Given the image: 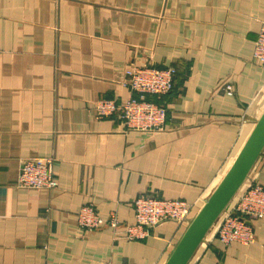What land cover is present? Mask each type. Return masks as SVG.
I'll return each mask as SVG.
<instances>
[{
    "label": "crops",
    "instance_id": "crops-1",
    "mask_svg": "<svg viewBox=\"0 0 264 264\" xmlns=\"http://www.w3.org/2000/svg\"><path fill=\"white\" fill-rule=\"evenodd\" d=\"M263 21L264 0H0V264H166L254 126ZM142 64L176 68L150 96L168 107L162 129L99 118L98 100L136 95L127 70ZM37 157L54 159L57 188L16 185ZM252 179L264 186V149L242 186ZM141 195L184 199L194 216L128 239ZM89 203L121 225L81 228ZM250 221L252 243L211 228L187 264H264V218Z\"/></svg>",
    "mask_w": 264,
    "mask_h": 264
},
{
    "label": "built area",
    "instance_id": "built-area-1",
    "mask_svg": "<svg viewBox=\"0 0 264 264\" xmlns=\"http://www.w3.org/2000/svg\"><path fill=\"white\" fill-rule=\"evenodd\" d=\"M254 58L264 65V21L255 41ZM175 73L174 66H133L127 70V76L128 84L136 95L129 97L122 104H118L114 99L98 100L95 104L97 116L109 117L119 112L127 129L161 130L166 121L168 107L165 103L149 97L160 98L168 94L174 86ZM226 89L229 94L234 93L232 84L228 83ZM54 163L52 157L24 159L16 185L29 189L57 188L59 182ZM134 207L135 219L133 223L125 226L126 237L131 240L144 238L147 235V227L161 221L176 220L180 224L188 222L194 214L196 204L179 198L141 195L136 198ZM228 208L227 212L220 215L212 232L226 245L233 242L252 243L255 235L250 220L264 218V186L255 179L249 180L238 190L233 204H229ZM78 224L81 228L89 230L106 225L115 228L121 225L114 214L109 218L102 217L92 203L82 206L78 213Z\"/></svg>",
    "mask_w": 264,
    "mask_h": 264
},
{
    "label": "water",
    "instance_id": "water-1",
    "mask_svg": "<svg viewBox=\"0 0 264 264\" xmlns=\"http://www.w3.org/2000/svg\"><path fill=\"white\" fill-rule=\"evenodd\" d=\"M264 149V112L220 183L200 208L166 264H187L234 198Z\"/></svg>",
    "mask_w": 264,
    "mask_h": 264
},
{
    "label": "rangeland",
    "instance_id": "rangeland-1",
    "mask_svg": "<svg viewBox=\"0 0 264 264\" xmlns=\"http://www.w3.org/2000/svg\"><path fill=\"white\" fill-rule=\"evenodd\" d=\"M263 112H264V94H263L260 98H258V99L255 101V109H254V113H253V116L249 119L250 123H253V125H254L253 128H252V130L254 129L255 125L257 124V122H258V120L260 119V117H261V115L263 114ZM252 130H251V132H252ZM251 132H249V134L245 132V136L242 134V138H246V139L244 140V142L242 143V145L239 147V149H238V153H239V152L241 151V149L243 148V146H244V144H245L247 138H249ZM238 153H237V155H238ZM237 155H236V157H237ZM236 157H235V158H236ZM231 201H232V202H231ZM231 201H230L229 204H233V199H232ZM229 204H228V206H229ZM228 206H227V207H228ZM227 207H226L225 210L222 212V214H223L224 212H227L231 206H230L228 209H227ZM193 216H194V215H193ZM193 216H192V217H193ZM192 217H191V218H192ZM216 222H217V221H216ZM215 224H216V223H215ZM215 224H214V225H215ZM214 228H215V226L212 227L211 231H212V230H215Z\"/></svg>",
    "mask_w": 264,
    "mask_h": 264
},
{
    "label": "trees",
    "instance_id": "trees-1",
    "mask_svg": "<svg viewBox=\"0 0 264 264\" xmlns=\"http://www.w3.org/2000/svg\"><path fill=\"white\" fill-rule=\"evenodd\" d=\"M151 99V97H149Z\"/></svg>",
    "mask_w": 264,
    "mask_h": 264
}]
</instances>
